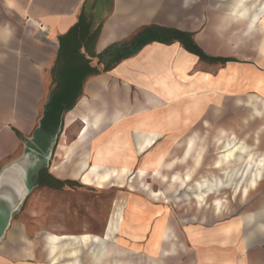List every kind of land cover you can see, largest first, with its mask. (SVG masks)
<instances>
[{"label":"crops","instance_id":"1","mask_svg":"<svg viewBox=\"0 0 264 264\" xmlns=\"http://www.w3.org/2000/svg\"><path fill=\"white\" fill-rule=\"evenodd\" d=\"M6 1L0 13V169L22 156L23 143L39 126L51 134L57 131L63 115L66 127L76 120L81 121V127L73 147L69 150L68 145L62 146V163L77 157L72 160L75 166L70 176L86 186L102 189L113 181L112 175L103 170L107 166L130 170L140 162L145 171L149 163L161 167L168 150H153V145L179 140L167 132L175 125L168 119L175 116L170 111L180 112L183 118L177 129L184 133L193 125L185 118L200 116L202 99L217 95L218 76L220 72L224 76L230 64L258 63L248 66L249 76L253 88L264 95V0H105L96 22L86 10L90 0ZM94 1L93 8L100 0ZM81 14L91 19L87 28L90 33L97 29L89 44V37L80 38L78 30L70 32ZM29 20L41 24L45 31L40 33L46 32L42 34L45 39L36 34L38 28L27 25ZM145 28H152L144 37L145 43L113 68L92 65L93 59L102 60L113 53L105 52L110 45L129 40ZM69 32L71 35H66ZM61 36H65L67 45L64 54L59 53ZM196 46L208 55L205 57L212 72L199 68L201 57ZM220 59L226 62L218 69L215 64ZM231 79L227 77L224 86L233 85ZM64 94L77 95L68 110H64L68 102L61 98ZM137 132L153 136L152 145L145 151L138 152ZM88 141V150H83ZM107 149L110 153L96 162L97 153ZM249 181L254 184L252 179L247 184ZM242 220L243 247L264 243V205ZM162 231L166 233L158 240L168 241V228ZM113 232L105 234V239ZM81 235L98 238L86 244L105 240L103 235L87 233L29 236L16 226L0 242V264H79L77 259L62 261L69 258L67 253L75 256L77 248L68 250L60 243L66 239V244L70 241L72 245L74 237ZM110 250L103 249L98 262L109 264L106 259ZM166 253L168 250L162 249V254ZM242 264L264 261L249 258Z\"/></svg>","mask_w":264,"mask_h":264},{"label":"rangeland","instance_id":"2","mask_svg":"<svg viewBox=\"0 0 264 264\" xmlns=\"http://www.w3.org/2000/svg\"><path fill=\"white\" fill-rule=\"evenodd\" d=\"M5 5L7 1L0 0V13ZM93 5L95 1L90 0L86 10L93 14L96 22L105 0L97 1L95 8ZM27 25L38 28L36 34L45 39L46 32L40 33V23L30 21ZM196 49L203 54L199 68L212 72L205 51L197 46ZM121 55L113 52L91 63L109 70L119 62ZM216 62L215 67L219 69L226 61ZM251 64L258 63L237 61L224 70V76L220 72L217 95L202 99L198 118L194 115L185 118L193 125L184 133L177 129L183 118L180 112L170 111L175 116L168 119L175 125L167 132L178 136L179 140L153 145V150L160 147L168 150L161 167L149 163L146 171H142L140 162L133 164L130 170L107 166L103 170L112 175L113 181L102 189L86 186L70 176L75 166L72 160L77 157L69 159L67 164L62 163V146L69 145L70 150L81 127L80 120L66 127L62 115L57 131L45 147L48 154L41 156L44 176L52 175L67 182L59 189L32 185L12 213L4 238L16 226L29 236L40 237L50 233L69 236L87 233L103 235L101 238L105 239V234L109 236L114 230L110 238L100 243L78 246L61 240V246L68 250L77 248L75 256L67 253L69 258L62 261L77 259L79 264H104L97 259L103 249L108 248H111L106 259L109 264H242L249 258L264 261V243L242 245L243 216L253 215L259 205H264V95L252 86L248 67ZM230 76L233 85L226 87L224 83ZM106 86L108 91L110 87ZM101 94L107 96V93ZM104 127H99V131ZM143 134L145 132L135 134L138 152L153 143L152 138L146 147L139 149ZM225 142L231 144L222 149ZM241 144L245 146L243 149L239 147ZM88 145L89 141L83 150H88ZM89 170H93L92 164ZM249 179L254 180V184L250 181L247 184ZM167 228L170 239L158 240L166 233L162 230ZM162 249H167L168 253L163 255Z\"/></svg>","mask_w":264,"mask_h":264},{"label":"water","instance_id":"3","mask_svg":"<svg viewBox=\"0 0 264 264\" xmlns=\"http://www.w3.org/2000/svg\"><path fill=\"white\" fill-rule=\"evenodd\" d=\"M51 135L39 126L26 140L22 156L0 169V242L9 227L12 213L36 183L38 172L44 169L41 155L48 154L45 147Z\"/></svg>","mask_w":264,"mask_h":264},{"label":"trees","instance_id":"4","mask_svg":"<svg viewBox=\"0 0 264 264\" xmlns=\"http://www.w3.org/2000/svg\"><path fill=\"white\" fill-rule=\"evenodd\" d=\"M91 23V19L86 18L84 15L81 14L79 21L76 25H74V27L71 29V33L78 30L79 32V37L80 38H87L89 37L86 41L89 44L91 39L94 37V34H97V29L93 30L91 33L89 32V30L87 29L89 24ZM152 28H145L142 31L138 32L136 35H134L133 37H131L129 40H125V41H121L118 43H115L113 45H110L105 52L111 51V52H117V53H122V55L118 58V60L127 57L128 55H130L136 48H139L140 46H142L145 41H144V37L147 33L151 32ZM69 33H67L66 35H71ZM65 35V36H66ZM65 36H61V43H60V49L61 51L59 53L64 54L66 52V48L67 45L64 42V37ZM79 42V41H78ZM86 49H89L88 46H86ZM196 51L198 52V54L200 56H202L203 54L199 51L198 49H196ZM220 61H223L220 59ZM93 71V69H91ZM73 97V100L70 101V98ZM77 95L73 94V95H67L64 94L61 98L66 102L67 105L64 108V110H68L69 108L72 107V105L74 104L73 101L76 99ZM57 104V103H56ZM60 105V104H58ZM52 120H49V124ZM45 170L42 169L38 172L37 175V180L36 183L37 184H43V185H47L50 188H54V189H59L61 188L64 184H66L67 181H62L61 179H57L55 177H53L52 175H45ZM69 184H73L72 181H69Z\"/></svg>","mask_w":264,"mask_h":264},{"label":"bare ground","instance_id":"5","mask_svg":"<svg viewBox=\"0 0 264 264\" xmlns=\"http://www.w3.org/2000/svg\"><path fill=\"white\" fill-rule=\"evenodd\" d=\"M248 101V100H247ZM250 103V102H249ZM86 104V103H85ZM81 105V104H80ZM83 107V106H82ZM254 107V106H253ZM83 109V108H82ZM84 111V110H83ZM257 113H260V110H257ZM87 115V114H86ZM91 118V116H89ZM88 117V118H89ZM86 118V117H85ZM97 119V118H96ZM101 119V118H99ZM88 120H85V122H87ZM83 122H84V119H83ZM88 123H91V122H88ZM92 125V124H91ZM153 137L150 135H148L147 133L143 134V137H142V141L140 143H138V148L139 149H142L144 147H146L150 142H151V139ZM77 139V138H76ZM231 144V142H225L222 144L221 148L224 149L225 147L229 146ZM121 145V144H120ZM124 145V144H123ZM69 146V145H68ZM115 146V145H114ZM241 149H243V147H245L243 144H241V146H239ZM105 148H108V147H105ZM111 149V148H110ZM110 149H107V150H102L101 153H97V155L99 156L97 159H95V161H99L101 159V157L105 155H107L108 153H110ZM116 150V149H115ZM98 151V150H97ZM117 151V150H116ZM231 151V150H230ZM112 152V151H111ZM223 152V151H222ZM241 152V151H240ZM118 154V153H117ZM121 154V152H120ZM118 157V156H117ZM230 157V156H228ZM66 158V157H65ZM196 160L198 158H195ZM159 160V159H158ZM198 161V160H197ZM196 162V161H195ZM220 162V160H218L217 162L215 161V165L218 164ZM93 164V163H92ZM224 164V163H223ZM226 164V163H225ZM142 171H144V168L141 169ZM98 172V171H97ZM98 174V173H97ZM108 175V174H107ZM102 181V180H100ZM95 182V181H94ZM102 183V182H101ZM93 184V183H92ZM97 236V235H96ZM89 239H94V240H97L98 238L97 237H94V236H91V235H81V236H76L74 237V242H72V244H77V245H82V244H86V242L89 240ZM55 241V239H54ZM55 243V242H54ZM53 243V244H54ZM51 249V248H50ZM76 252V250H72V253L74 254ZM51 254V253H50ZM167 254V253H166ZM109 255V254H108ZM103 258V257H102ZM106 264V263H105Z\"/></svg>","mask_w":264,"mask_h":264},{"label":"built area","instance_id":"6","mask_svg":"<svg viewBox=\"0 0 264 264\" xmlns=\"http://www.w3.org/2000/svg\"><path fill=\"white\" fill-rule=\"evenodd\" d=\"M40 30H41V28H40ZM41 31H44V29H43V30H41Z\"/></svg>","mask_w":264,"mask_h":264}]
</instances>
